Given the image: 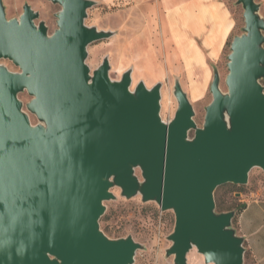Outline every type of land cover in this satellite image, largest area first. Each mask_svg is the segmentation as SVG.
<instances>
[{"label": "water", "instance_id": "1", "mask_svg": "<svg viewBox=\"0 0 264 264\" xmlns=\"http://www.w3.org/2000/svg\"><path fill=\"white\" fill-rule=\"evenodd\" d=\"M51 1L61 8L50 33L31 4L8 18L0 0V60L20 68L0 63V264H133L143 245L101 228L114 187L174 211L166 253L175 264H188L193 248L206 263L246 264L236 211L218 212L215 192L247 184L254 167L264 170L260 3L237 0L245 25L230 45L228 90L216 69L198 126L179 79L178 107L165 121L162 82L132 89L131 70L112 79L108 57L91 69L89 45L114 34L86 24L96 0ZM23 91L32 96L28 111Z\"/></svg>", "mask_w": 264, "mask_h": 264}, {"label": "rangeland", "instance_id": "2", "mask_svg": "<svg viewBox=\"0 0 264 264\" xmlns=\"http://www.w3.org/2000/svg\"><path fill=\"white\" fill-rule=\"evenodd\" d=\"M6 6L8 18L19 17L23 12V5L27 2L40 12L37 22L44 20L50 33L57 27L55 13L61 6L51 0H3ZM97 3L89 8L85 20L89 26L99 29L111 30L114 34L106 39L95 41L88 47L87 63L92 70L97 68L105 57L110 59V76L112 79H120L126 70L132 72V89L140 81H144L148 87L162 82V108L161 116L165 121H170L177 110L178 103L173 93L174 67L170 64L171 49L167 40V33L162 28L158 15H152L148 23H138L142 20L143 8H138L133 2L124 0H96ZM235 18L236 26L228 40L222 58L217 62L220 73V87L227 91L226 76L228 74V54L233 37L241 34L245 25L242 4L237 0H225ZM260 3V14L264 17V0H256ZM133 3V4H132ZM141 17V18H140ZM0 63L6 65L12 71H20L9 59H1ZM264 85V78L261 79ZM26 104L32 96L23 91L19 94ZM194 119L198 126H202L205 117V108L212 100L209 91L207 97L192 100ZM28 111V110H27ZM31 120L36 123V116L31 114ZM194 131H191L192 136ZM137 174L141 176L140 169ZM116 198L106 201V212L100 223L103 231L110 238H120L132 235L134 239L143 245L135 256L133 264H175L174 256H168L167 248L172 244L168 239L175 226V213L173 210L162 211L155 201L144 202L140 194L133 198H126L121 194V188L112 189ZM262 197L264 198V170L254 167L250 171L247 184L226 183L219 186L215 192L216 210H225L238 207L239 199ZM246 264L250 258L245 254ZM188 264H214L206 263L204 256L193 248L188 254Z\"/></svg>", "mask_w": 264, "mask_h": 264}, {"label": "crops", "instance_id": "3", "mask_svg": "<svg viewBox=\"0 0 264 264\" xmlns=\"http://www.w3.org/2000/svg\"><path fill=\"white\" fill-rule=\"evenodd\" d=\"M143 8L148 23L158 15L171 49L174 82L179 79L192 100L207 97L217 62L222 58L236 26L225 0H124ZM132 3V4H133ZM239 199L244 204L233 219V227L244 238L249 264H264V198Z\"/></svg>", "mask_w": 264, "mask_h": 264}, {"label": "trees", "instance_id": "4", "mask_svg": "<svg viewBox=\"0 0 264 264\" xmlns=\"http://www.w3.org/2000/svg\"><path fill=\"white\" fill-rule=\"evenodd\" d=\"M243 207H244V204L243 203H239L238 204V207H235V208H229V209H225V210H217L218 212H224V211H229V210H235L236 211V213H238L239 211H241L242 209H243ZM247 256V255H246Z\"/></svg>", "mask_w": 264, "mask_h": 264}]
</instances>
